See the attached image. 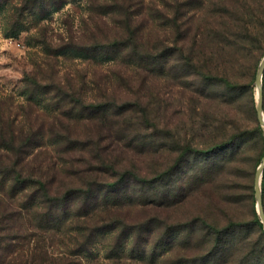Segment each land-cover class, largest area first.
Listing matches in <instances>:
<instances>
[{"label":"rangeland","instance_id":"374dc122","mask_svg":"<svg viewBox=\"0 0 264 264\" xmlns=\"http://www.w3.org/2000/svg\"><path fill=\"white\" fill-rule=\"evenodd\" d=\"M133 1L132 9L143 5L137 38L151 56L141 61L100 51V39L118 31L117 15L101 12L103 0H0V119L11 124L9 132L44 135L33 153L38 149L43 166L54 156L62 174L72 159H82L76 167L86 164L95 148L62 151L63 145L49 141L73 132L109 147L107 159L116 173L103 172L100 180L114 182L130 170L160 179L155 193L151 182L138 185L133 179L127 193L95 203L97 220L107 216L133 228L126 242L119 241L120 223L100 232L91 248L69 255L75 247L70 221L49 239L45 250L52 255L43 264H264L257 258L264 251V222L256 196L264 159L257 83L264 59V0ZM34 76L53 87L39 94L40 102L28 99ZM261 80L264 113V73ZM62 91L114 109L98 122L100 115L90 117L88 109L67 103L69 98L59 97L65 94L58 96ZM8 191H1L0 218L16 207ZM140 191L155 203L142 204ZM261 192L264 207V171ZM29 223L12 219L0 227L5 237L0 262L41 264L33 261L48 233ZM210 224L231 227L222 249L213 251L186 235ZM172 229L183 239L164 237ZM14 236H20L16 243ZM9 242L16 247L12 253Z\"/></svg>","mask_w":264,"mask_h":264},{"label":"trees","instance_id":"16d2710c","mask_svg":"<svg viewBox=\"0 0 264 264\" xmlns=\"http://www.w3.org/2000/svg\"><path fill=\"white\" fill-rule=\"evenodd\" d=\"M143 1L144 0H139L138 3H142ZM133 2V0H103L102 4H104L106 8L101 12L103 14H105V12H111L117 15L114 22L116 23L118 31L113 38L107 36L105 37L106 40L103 38L100 39L101 42H99L98 45L102 53L111 54L113 57L119 55L121 57L130 56L140 61L151 58V56H148L147 52L141 49V43L137 38L141 31V23L144 22L142 20V17L144 16H142L143 14H140L143 5L139 8L132 9L131 4ZM23 9L24 7L22 10ZM128 49H132L136 54H131L133 56L129 55ZM192 65H194V63ZM29 80L35 84L34 87H29L28 90V99L30 101H42L39 94L45 93L46 90L50 91L53 89L51 85H42L43 82L35 76L29 77ZM54 89L59 91L58 87H55ZM61 94H65L66 96H59ZM58 96L62 99L69 98V101H67L69 104L76 102L78 103V106L88 109L89 112L92 113L90 114V117L100 115L96 116L98 122L108 117V111L114 109L113 105L107 103L90 102L87 104L83 97H76L75 94L65 93L64 91L60 92ZM253 103L254 100L252 104ZM73 111L74 108L70 110V112ZM10 125L11 124H6L5 121L0 119V195H2V190H4L6 195V188H8V198L17 200H15L16 207L12 210H7L0 218V227H6L7 223L12 219L23 225L26 224L28 220L30 222L29 225L33 228L44 230L48 233V241L45 242L44 240L45 243L40 246L42 250L40 253V259V255L35 256L36 259H34L33 262H36L38 259L42 261L41 264H43V261L51 257L52 254L50 255L45 250V246H47L49 239L55 238V234L62 231L64 228L63 225L70 221L71 227H69V229L75 231V234H73L75 237V240L73 241L75 242V247L70 250L69 255H79L84 249H86V247L87 249L88 247L91 248L92 245L96 243L100 232L104 230L113 231L116 230L118 226L123 225L121 233L119 234V241L122 242L123 237H125V242L129 239L133 228H130L129 225H124L123 222L115 218L109 222L110 218L107 216H104L102 220H97L94 214L99 205L95 203L101 198L107 199L110 194L118 196L119 194L127 193L133 179L137 180L138 185H143L145 182H151L152 185L149 187L153 188L152 193H155L158 188V186H156V181L160 180L158 179L159 175L155 177L156 179L148 180V178L130 170V172L121 174L120 176L122 178L120 180L114 182L108 180H105L104 182L103 180H100V178L103 177V172L116 173V167L107 159L109 147L98 145L100 144V139L96 140L91 137L85 140L73 132L50 137L49 141L63 145L64 147L61 149L62 151H75L79 146L86 148L93 145L95 148L89 152L92 154L87 158L86 164H83L84 166L81 165L76 167L74 164L81 162L82 159H72L70 162L73 164L68 168L69 170H65L64 174H62L61 170L63 168H60L62 163L54 160V156H51V161H48V165L46 164L47 166L45 165V167L41 164L43 161L37 154L38 149L33 153L34 149L40 144L39 141H44V135L36 132L25 133L23 130H19L18 133L16 131L10 133L8 130ZM32 160L41 161L38 162L41 165L38 166V168L33 167L34 161L32 162ZM117 173L119 172L117 171ZM61 175L63 176L60 177ZM76 177L80 179L78 182H75ZM59 178H61V182L59 181ZM123 181H125V184L122 188L121 183ZM141 191V197L144 198V200H141L142 198H140L141 201H139L142 202V204L155 203L153 200L149 199L151 196ZM1 198L4 199V196ZM0 202L4 204L3 200H0ZM6 204L8 203L6 202ZM6 206L8 208L11 205L9 204ZM111 208L112 207L106 203L103 210L109 213ZM8 211H13V217L7 216L6 213ZM83 217L85 219L82 222L81 219H83ZM74 218L79 221H77L75 225ZM18 220H20V222ZM33 221L35 222V225ZM195 222L196 219L194 220V223ZM120 223H122V225ZM24 227L26 228V226ZM173 229L166 232L164 237L168 238L171 236L172 238L175 235L177 239L182 240L184 234L174 232ZM230 230V225L216 227L213 224H210L209 226H203V228L200 226L192 227L188 229V234L186 235L189 240L198 239L210 244L214 251L216 247L222 249L228 242L227 235L230 233ZM149 231H151V229H149ZM83 237L84 239L82 241ZM176 238L175 241H178ZM4 239V236L0 237V241ZM19 239L20 236H14L11 238V241H15L16 243ZM11 243L9 242L8 252L12 253L16 250V247H12ZM216 253H218V250ZM257 258L264 259L263 249L258 252ZM10 262L11 261L9 260H3L0 263L9 264ZM10 264L18 263L14 261ZM36 264H39V262Z\"/></svg>","mask_w":264,"mask_h":264},{"label":"water","instance_id":"95a60500","mask_svg":"<svg viewBox=\"0 0 264 264\" xmlns=\"http://www.w3.org/2000/svg\"><path fill=\"white\" fill-rule=\"evenodd\" d=\"M264 73V59L261 62V65L259 67L258 70V86L260 88V92H259V103H258V109H259V116H260V120L261 122L264 123V113H263V109H262V104H263V95H262V75ZM264 171V159L263 162L261 163V165L259 166L258 170H257V175H256V196L258 199V208L260 211V214L262 216L263 222H264V207L262 204V192H261V181H262V174Z\"/></svg>","mask_w":264,"mask_h":264}]
</instances>
